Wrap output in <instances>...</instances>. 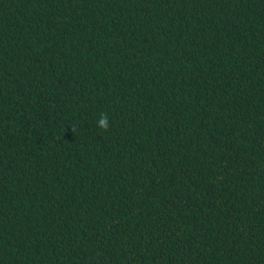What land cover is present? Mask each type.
<instances>
[{"label":"trees","instance_id":"1","mask_svg":"<svg viewBox=\"0 0 264 264\" xmlns=\"http://www.w3.org/2000/svg\"><path fill=\"white\" fill-rule=\"evenodd\" d=\"M0 264H264V0H0Z\"/></svg>","mask_w":264,"mask_h":264},{"label":"clouds","instance_id":"2","mask_svg":"<svg viewBox=\"0 0 264 264\" xmlns=\"http://www.w3.org/2000/svg\"><path fill=\"white\" fill-rule=\"evenodd\" d=\"M102 118L96 121V127L107 131L109 127L108 116L106 113L101 114Z\"/></svg>","mask_w":264,"mask_h":264}]
</instances>
